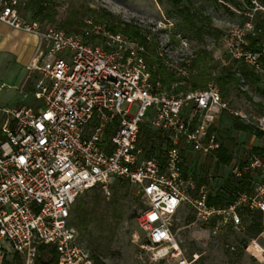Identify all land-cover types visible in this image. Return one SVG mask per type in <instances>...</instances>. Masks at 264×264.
<instances>
[{"label":"built area","instance_id":"obj_1","mask_svg":"<svg viewBox=\"0 0 264 264\" xmlns=\"http://www.w3.org/2000/svg\"><path fill=\"white\" fill-rule=\"evenodd\" d=\"M23 7L22 0H0V22L36 35L42 52L28 67L36 75L34 104L1 109L0 264H12L11 257L36 264L41 246L57 251L58 264H95L80 244L73 210L82 195L118 180L143 199L137 222L154 257L177 264H190L174 234L182 208L197 222H215V231L240 226L246 210L264 215V154L234 165L236 179L248 178L250 186L224 206L209 204L218 194L212 177L199 186L184 172L185 150L208 157L221 146L212 132L220 115L264 138V114L233 108L214 82L178 90L198 73L190 43L179 36L181 43L157 40L144 29L141 42L93 18L85 19L82 33L67 34L27 17ZM252 40H261L256 51ZM216 48L237 66L264 74V28L248 22L230 29L207 50ZM159 66L180 82L167 88L153 78ZM144 125L167 139L162 160L147 159L138 147Z\"/></svg>","mask_w":264,"mask_h":264},{"label":"rangeland","instance_id":"obj_2","mask_svg":"<svg viewBox=\"0 0 264 264\" xmlns=\"http://www.w3.org/2000/svg\"><path fill=\"white\" fill-rule=\"evenodd\" d=\"M176 1L180 2L179 7ZM24 2L22 0L23 5ZM254 2L264 7L261 0H57L56 3L60 13L58 21L74 10H80L86 16L92 15L94 20L108 12L115 25L119 22L131 23L152 33L155 39L170 40L171 43H181L179 36L190 43L191 52H196L202 48H212L230 29L243 27L248 22L264 28V11H256L258 6ZM183 9L190 12L188 18L179 12ZM91 10L95 12L92 13ZM212 53L208 84H217L223 98L233 108L264 113V99L255 92V87H264V77H261L260 83L250 84L242 80L239 90L233 85L222 89L217 80L232 69L235 63L222 48L213 49ZM31 82L33 79L29 80L26 89L16 91L11 82L0 80V91H3L4 96H10L6 102L9 105L7 108L34 104ZM1 109L3 107H0V133L4 122ZM136 109L134 107L132 113ZM234 122V117L223 114L217 118L212 128L218 141L233 152L232 167L229 165L216 170L215 160L192 155L187 150L183 152L185 174L193 177L201 186L206 185L212 177L215 190L226 196L241 186L233 174L234 165L244 167L254 148H264V138L258 139L250 133L236 131ZM158 146H161L162 151H157L156 157L162 160L167 144L163 142ZM142 153L145 154L144 151ZM98 195L110 198L117 195L116 205L111 209L112 214L108 219L110 224L113 219L116 220V228L112 232L107 227L106 232L102 233L92 225L90 229L97 239L94 246H89L88 237L82 233L80 240L103 264H177L173 260L154 257L149 239L137 222L145 208L143 199L137 189L126 180H118L106 190L97 187L82 195L74 207L73 219L75 209L81 201L90 203ZM244 231L242 224L237 227H220L215 231L213 223L197 222L193 211L188 207L182 208L174 220L175 237L190 264H264V231L256 239L249 240L247 245L244 244L247 239ZM37 258L45 260L42 256ZM19 260L11 257L9 261L12 264H24L21 258Z\"/></svg>","mask_w":264,"mask_h":264},{"label":"trees","instance_id":"obj_3","mask_svg":"<svg viewBox=\"0 0 264 264\" xmlns=\"http://www.w3.org/2000/svg\"><path fill=\"white\" fill-rule=\"evenodd\" d=\"M264 2V0H261ZM57 0H25L23 11L24 14L30 15V18L38 21L39 23L47 26H56L57 28L65 31L67 34H80L85 28L84 21L87 18H93L92 15L86 16L80 10H74L70 13H67L65 17H59V11L57 7ZM179 1H176V5L179 7ZM94 13L95 11H90ZM181 15L185 18H188L190 12L185 9L179 10ZM25 14V15H26ZM112 15L108 12L102 13L96 22H106L108 27L115 33H124L135 40L145 42L143 31L140 27L131 24V23H122L119 22L116 25L112 23ZM94 19V18H93ZM111 19V20H107ZM111 22V23H110ZM57 25H54L56 24ZM175 40V39H173ZM261 40H253L251 43V49L256 51L258 50L257 44ZM194 58L192 60V67L196 68L198 73L191 76L186 80L185 85L179 87L178 90H197L203 89L208 85L211 75L209 71L211 69V62L213 59L212 51H209L205 48L199 49L195 52ZM154 65V61L149 62L150 68ZM262 66L264 71V57L262 58ZM160 78L163 85L167 88H170L173 83L180 82L175 75L170 73L165 67L159 66L157 71L153 74V78ZM261 77L263 75L256 74L254 71L249 69L246 65L233 66L228 72H226L222 77L217 81L219 82L222 89H225L228 85H233L236 89H240L242 80H245L252 84L253 82L260 83ZM255 92L264 99V87H255ZM262 108L263 105L259 104ZM264 114V113H261ZM234 129L242 133H250L256 136L258 139L263 138V134L256 130L254 127L244 124L240 119L235 118L233 125ZM3 138V135L1 134ZM168 143L166 138L160 133L154 132L147 125L141 127L140 136L138 139V147L141 148L147 159L156 157L157 151H162L161 146H158L159 143ZM165 153V151H163ZM264 154V149L256 147L252 150L251 156H261ZM211 160H215L216 170H219L221 167H228L234 160L233 152L225 145L219 147V149L213 151L208 156ZM248 178L243 180L236 179L241 186L237 187L234 191L229 192L228 196L226 194L217 192L216 197L209 199L210 205L215 206H224L226 203H230L234 199V195L238 192H243L249 189ZM199 186H201L198 183ZM117 195L110 197H102L98 195L96 199L92 202L81 201L80 204L75 209V217L73 219L74 226L79 230V233L88 237L89 246H94L96 242V237L94 232L91 231L90 227L95 226L99 232H106V228L113 232L116 228V220L113 219V223H108L109 216L112 214L111 209L116 205ZM242 226L245 228L246 240L244 244L247 245L249 240L256 239L264 231V215L260 212H250L248 210L241 213ZM215 225L216 223L213 222ZM80 244L91 253L94 258L95 264H103L100 259L90 251L89 248L85 247L81 240ZM39 257L42 256L45 260L37 258L36 264H58V253L54 248L49 246H41L39 251ZM19 260V258H18ZM20 263V260H19Z\"/></svg>","mask_w":264,"mask_h":264},{"label":"crops","instance_id":"obj_4","mask_svg":"<svg viewBox=\"0 0 264 264\" xmlns=\"http://www.w3.org/2000/svg\"><path fill=\"white\" fill-rule=\"evenodd\" d=\"M38 57H42V52L36 35L16 30L0 22V80H8L17 91L20 88L26 89L29 80L33 79V92L36 75H30L28 67ZM9 97L0 91V107H9L6 103Z\"/></svg>","mask_w":264,"mask_h":264}]
</instances>
